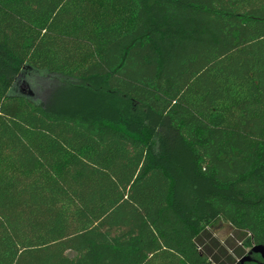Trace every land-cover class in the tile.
Here are the masks:
<instances>
[{"label":"trees","instance_id":"16d2710c","mask_svg":"<svg viewBox=\"0 0 264 264\" xmlns=\"http://www.w3.org/2000/svg\"><path fill=\"white\" fill-rule=\"evenodd\" d=\"M216 222L264 264V0H0V264H225Z\"/></svg>","mask_w":264,"mask_h":264},{"label":"rangeland","instance_id":"374dc122","mask_svg":"<svg viewBox=\"0 0 264 264\" xmlns=\"http://www.w3.org/2000/svg\"><path fill=\"white\" fill-rule=\"evenodd\" d=\"M49 81L46 74L28 73L22 77L14 89V93L32 97L34 102H43L45 98L44 85ZM209 238H205L207 248L225 264H241L237 250L248 253L236 238L233 228L224 222H216L208 228Z\"/></svg>","mask_w":264,"mask_h":264},{"label":"water","instance_id":"95a60500","mask_svg":"<svg viewBox=\"0 0 264 264\" xmlns=\"http://www.w3.org/2000/svg\"><path fill=\"white\" fill-rule=\"evenodd\" d=\"M13 90V89H12ZM251 252H254V253H259L262 258H264V247H261V246H256V247H253L251 249ZM248 258L247 257H244L241 262H243L244 260H247Z\"/></svg>","mask_w":264,"mask_h":264}]
</instances>
